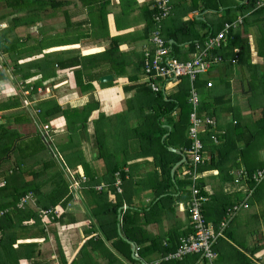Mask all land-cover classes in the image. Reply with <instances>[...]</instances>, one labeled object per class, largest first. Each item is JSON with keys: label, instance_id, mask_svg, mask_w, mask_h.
I'll use <instances>...</instances> for the list:
<instances>
[{"label": "crops", "instance_id": "0c3cea01", "mask_svg": "<svg viewBox=\"0 0 264 264\" xmlns=\"http://www.w3.org/2000/svg\"><path fill=\"white\" fill-rule=\"evenodd\" d=\"M11 1L13 0H0V128L9 127L15 130L19 134L20 140L29 139L39 134L49 146V144L51 145L49 141L51 130L45 138L43 133L48 129L46 127L50 126L51 128V123H55L59 130L58 133L53 132V140L66 139L65 119L56 117L53 120L50 118L45 123L41 122L39 113H36L40 105L47 100L54 99L57 103L59 101L65 102L62 104V108L69 106L80 109L85 107L90 94H93L97 101V108L90 113L85 124L86 127L77 132L81 150L84 151L85 157L90 154L95 158L97 153L95 159L102 161L103 159L98 156V142L100 141L105 153L111 156V166L115 162V164L122 166L123 172L126 173L124 181L121 179L119 171L114 173L113 190H109V184L104 180H101L94 187V190L97 192L108 190V201L106 202L112 204L116 201V196L122 194L126 196V199L122 200V208L118 209L120 212L117 211L116 229L118 235L121 234V216L125 210L130 207L137 213L133 217L135 219L130 222L133 223V226L129 231L133 232L135 241H145V244H142V249L146 247L147 250L142 253V257H139V247L131 242L135 245L134 255L136 259H132L137 262L136 264L171 262L163 260L164 255L160 253V249H162L161 246L166 245L167 237L171 236L174 239L177 235V239L180 241L182 237L191 232L188 214L190 187L186 190H178L173 184V187L168 188L164 194L156 196V193L162 191L166 185L169 186L170 182L166 179L165 174L161 173V169L156 165V161L154 162L151 153L156 154L155 159L161 154L166 163L173 160V157L165 155L161 150L159 152L157 148L150 149L146 140L145 142L144 139L140 140V136H135V133L131 131L136 124L139 125L140 122H143V114H140L139 108L145 109L148 103H151L152 97L144 91H140L137 93L139 106L134 99V109L127 111L126 104V101L136 93L131 88L135 83L140 82L138 75L142 74L143 52L149 46V37L154 26L152 6L155 0H95V4L90 6L82 3L81 0H51V6L47 5L44 8H39L37 4L29 7L26 0H16L14 3ZM203 1L170 0V14L160 24L162 36H164L165 30L166 33L171 29L178 30L185 22H190L193 18L203 22L206 26L197 23L193 28L191 26L190 30L194 29L199 37L208 36L214 32L219 23L223 25L229 20L232 22L238 16H242L241 26L234 31L239 32L241 37H246L249 40L251 62L257 66L254 71L256 72V79L253 80L250 76L253 73L247 67L239 69V71L235 65H231L234 68L228 69V62L213 66L207 74L199 76V79L211 82L212 87L207 89H212L216 96L225 95L230 100L229 106L235 109V114L241 120H256L264 107V101H261V97L264 96V78L261 77V75L264 76V16H258L254 12L264 10V7H258L257 1L259 0H256L253 9L243 11L237 7L243 5L246 0H224L223 6L218 11L205 10L201 12L200 4ZM196 6L199 8L194 9ZM47 7H51V11H48ZM148 12H151V20ZM207 31L209 32L207 33ZM113 39L115 43L112 45L117 43L119 51L116 54V61L121 65V67H117L116 72H124L126 73L125 76L117 77L113 69L110 72L108 66L103 62L105 56H101L105 50L109 49ZM189 49L186 42H180L176 45L173 54L179 60H187L194 55V52H190ZM92 55H97V60L90 65L89 62L82 60V58ZM78 61L80 63L77 66H70L69 64L66 68L59 69L58 67V63ZM40 63L43 64L42 72L38 66ZM80 64H85L84 68ZM77 70L84 73L101 74L99 78L111 75L112 80L100 83L98 78L97 81L92 82L91 91L80 93L76 88L74 79V72ZM36 72L42 76L46 75V79L43 77L41 81L40 74H34ZM27 73L33 75L23 79L22 75ZM130 75H136L138 81L132 82L129 79ZM181 79L164 84V94L172 96L178 93ZM39 85H42V88ZM32 86L37 87L35 99L47 100L31 104L32 101L25 98V92L32 91ZM125 87L129 89L127 92L124 91ZM41 90L42 95L39 94ZM257 91L258 94L256 95ZM198 94L201 99L202 91L200 90ZM252 95L256 97V100L250 101L253 105L252 110H250L248 101L253 97ZM213 101V98H209V102L213 103ZM14 102H18V107L9 108L13 106ZM5 104L7 107L4 106ZM225 107L227 106H220V109L223 110H218L214 119L216 129L211 131V134L215 136L217 142L212 140V145H216L218 137L224 135L227 129L236 124L237 119L234 112L225 109ZM149 112V110H145V113L149 114ZM178 113L179 110L173 112L170 117L176 120ZM100 116L103 117L100 118ZM161 124L168 130L162 138L164 140L170 133L171 126L166 118L161 119ZM119 125L126 126L127 132L123 133L124 129L120 130ZM142 126L140 128L143 131ZM146 128L145 125L144 130ZM204 135L205 132L201 136ZM177 144L168 146V151L175 155L182 153L186 163L176 167L174 171L176 179H174L171 171L181 161V157L178 155L180 160L172 164L170 171L173 183L174 181H181L187 175L189 176L188 169L190 170V159L185 154L186 149ZM210 145V143L206 144L208 148L203 153V163L206 164L211 159ZM238 145L242 146V143ZM258 152L259 161L264 163V149H259ZM44 158H36L37 163L34 169H39L42 166L38 161ZM89 160L90 156L85 159L86 162H90ZM6 166H2L0 172L5 171ZM78 168L81 169V166ZM221 169L197 172L196 180L202 182L203 185L199 191L206 198L203 207L207 206L208 214L204 219L214 229H217L218 225L225 219L226 211L233 205L245 202L248 207L240 209L229 220L223 236L218 239L214 247L215 258L212 262L209 263L195 254L185 256L179 261L184 259L185 264H189L191 260L194 261V264H264V185L257 188L240 178L238 173L241 170L245 171V166L241 163L238 167H234L232 161H227ZM226 170L228 171L226 172ZM97 172V175H103L106 168L103 170L97 165ZM2 181L3 178L0 177V183H4ZM118 182L120 193L116 187ZM83 184H81L79 191H83ZM96 188H100V190ZM166 195L170 196V200L160 201ZM77 198L79 201L77 208L76 205L74 207L72 204L77 202L76 198H73L64 210L65 215H68V222L52 224L51 228H54V232L51 234L48 232L46 239H50L49 235H51V238L55 240L57 249L60 247L63 251L66 264H71L73 261L75 264H84V259H77L81 254L79 251L90 237L97 234L92 225L87 223L89 221H86L88 220L86 215L89 207L83 205L79 195ZM127 202H130L131 206L126 205ZM221 204H227V206L224 215L218 222L215 217L220 215L217 210ZM217 207L219 208L217 209ZM56 213L57 208L55 207L51 210V221ZM71 218L75 221L72 222ZM106 230L112 232L113 228L107 227ZM89 231H92L91 236ZM87 233L88 235H86ZM160 239H162L161 246L158 244ZM44 241V238L20 240L17 244L35 242L40 246L39 242ZM113 241L105 242L106 247L114 252L113 254L117 258V261H112L111 264H133L112 248L111 243ZM84 252L91 257L92 255L99 257L96 263L101 262L100 264H102L104 260L107 262L103 252L98 251L95 254L97 256L92 254L89 248ZM58 256L52 264H60Z\"/></svg>", "mask_w": 264, "mask_h": 264}, {"label": "trees", "instance_id": "16d2710c", "mask_svg": "<svg viewBox=\"0 0 264 264\" xmlns=\"http://www.w3.org/2000/svg\"><path fill=\"white\" fill-rule=\"evenodd\" d=\"M28 2V6L31 5H39V8H44L45 6H51V0H33ZM82 3L93 5L95 4V0H81ZM256 0H246L243 5L237 7L239 10L248 11L253 9ZM11 2H16L13 0ZM204 2V3H203ZM202 4H200L201 12L207 11H218L221 6H223V0H204ZM10 5V3H8ZM199 7H194L197 9ZM228 11V10H227ZM254 14L258 16H264V10H257ZM149 19L151 20V12H148ZM231 20H229L230 22ZM203 22L198 21V19L193 18L190 22H185L181 28L178 30H166L164 31V39L168 42V45L175 51L176 45L180 42H186L188 47L190 48V52H195L194 43L196 41L202 43L205 39L206 35L198 36L193 34L196 33L194 29L190 30L191 26L194 27L195 24ZM223 25L219 23L214 32L211 35L216 34L222 29ZM211 31V30H209ZM207 31V33L209 32ZM180 33V35H179ZM183 33V34H181ZM183 35L184 39H183ZM208 35V34H207ZM182 37V38H181ZM204 38V39H203ZM172 41V42H170ZM115 43L113 39L111 41L110 47L108 50L101 56H105L103 58V62L108 66L110 72L112 69L115 70L116 76L121 77L125 76L124 72H116L117 67H121L120 63L116 61V54L118 51V44ZM249 40L246 37H241L239 32L231 31L230 37L227 39V48L221 51L215 50L212 54H219L222 56L224 61H228V59L232 58L234 55H237L238 61L235 65V68L238 70L247 67L250 71H255L257 69L256 64H252L250 50H249ZM41 48V47H40ZM114 56V57H113ZM96 57L97 55L88 56L87 58H82L89 62V65L93 62L90 58ZM80 62H69V63H58L59 69L66 68L69 66H77ZM227 63V62H226ZM229 63V62H228ZM94 64V63H93ZM83 68L85 64H80ZM228 65V64H227ZM39 68L42 72L43 64L40 63ZM228 69L232 70V66L229 63L227 66ZM231 67V68H230ZM239 70V71H240ZM142 73V68H141ZM256 72H253L250 76L256 79ZM40 74L38 72L34 73ZM31 75L27 73L23 76V79L29 78ZM143 75V73L141 74ZM40 80L42 81L43 77L46 79V75L42 76L40 74ZM52 76V75H51ZM101 74H91L84 73L81 70H77L74 72V79L76 88L80 93H84L92 90V82L98 80ZM144 76V75H143ZM261 77L264 78L263 75ZM129 79L132 82L138 81L136 75L129 76ZM181 84L179 86V91L175 95L166 96L163 91L164 82L156 83L159 87L157 92H153L145 80L143 82H138L133 85L132 90L134 89L136 93L134 96L126 101L127 111L130 109H134V99H137V93L140 91H144L147 95L152 97L151 103H148V106L143 109L139 108L140 114H143L142 119L146 125V129L143 131L139 130L142 124L137 125L131 131L135 133V136H140V140L144 139L147 141V145L150 149L157 148L168 156H172L173 160H169L166 163L164 157L160 154L157 159L156 154L153 152L151 156L154 158V162L156 161V165L161 169V173L165 174L166 179L170 182L169 186H165L162 191L156 193V196H160L164 194L168 188L173 187V184L178 188V190H186L191 187L192 180L190 176H185L181 181H171L170 171L171 166L175 162L179 161V156L173 154L168 151V146H175L180 144V147L184 149H188L190 142L187 138V131L189 127V114L191 111V106L188 103L189 96V82L188 78H182ZM206 80L201 81L199 77L195 81L194 86L198 90H201L202 94L200 99V107H199V116H209L213 119L216 118L217 111L223 110L220 109V106L226 105L225 109L229 111H233L234 114L235 109L231 108L230 100L225 95L216 96L213 94L212 89L206 88ZM41 84V83H40ZM109 84V83H108ZM42 85H39L41 87ZM228 86V85H227ZM33 88L34 91H33ZM42 88V87H41ZM129 89L125 87L124 91L127 92ZM37 91V87L32 86V91H29V94L26 95L25 98L27 100H31V104L37 103L38 101L47 100V99H35V93ZM38 93V92H37ZM42 95V90L39 92ZM253 96V95H252ZM209 98H213V103L209 102ZM18 102H14L12 107H18ZM249 108L252 110L253 105L248 101ZM6 106V104L4 105ZM1 107V106H0ZM7 107V106H6ZM97 108V101L93 94H90L88 98V102L85 104V107L80 109H75L69 106L62 108L58 105V103L54 100H47L43 102L42 105L36 110V113H39V118L41 122H47L50 118L53 120L56 117H63L65 119L66 126V142L65 144H60L62 142H54L51 139V145L49 147L55 149L58 147L59 149L65 147H74L80 146L78 142L77 132L81 128H85L86 121L90 115V113ZM145 110H149V114L145 113ZM179 110L178 117L174 120L170 117L173 112ZM238 113V111H237ZM103 116H100L102 118ZM235 114V118L237 119L236 124L231 126L230 129H227L224 135L218 137V143L212 145V134L210 129L205 132V135L202 137V142L204 145V150L206 148V144L210 143L209 151L211 154V159L206 163H201L197 165L196 172L206 171V170H222L224 164L227 161H232V165L235 167L239 166V163L245 166V172L248 174V177L257 169H261L264 167V163L259 161L258 151L259 149H264V107L261 109L259 113L258 119H249V120H241L240 117ZM99 118V119H100ZM166 118L171 126L170 133L162 139L168 132L166 127H162L161 119ZM141 123V122H140ZM141 135H140V134ZM95 135H96V127H95ZM52 137V136H51ZM54 142V143H53ZM242 143V146L238 144ZM142 144L140 143V146ZM55 146V147H54ZM99 147V158L105 161L107 165V160L111 164V156L107 155L102 147V143L98 142ZM57 148V149H58ZM47 151V147L44 144L41 136L36 134L35 136L20 140L19 134L9 128V127H1L0 128V169L5 167L6 170L0 172V177L3 178L4 183H0V210H6L7 212L0 217V264H24L23 261L29 264H51L44 259H41V252L38 248L37 243H20L17 244L20 240H33L44 238L45 240L48 238V232H54V228H51L52 224L60 223L64 224L68 222V215H65L64 210L67 208V205L73 200L74 194L69 191V183L68 180L64 179L61 171L56 166L54 160L43 159L38 161L41 163L39 169H34L35 164L37 163V157L39 154ZM80 156V155H79ZM234 156V157H233ZM39 158V157H38ZM67 166L71 167L73 171L76 172V167L81 166L84 170V176L87 179L82 186L83 192L86 194L88 198H90L91 202L89 205V210L87 212L86 218L89 221L92 227L96 230L97 234L95 236L90 237L83 247L80 249L79 254L84 252L86 249H90L92 254H97V252H103L105 254V258L107 259V264H111L112 261H115L117 258L115 255L106 247L105 242H111L112 248L120 253V255L127 261L136 264L131 257L130 245L129 242H134L136 246L139 247L140 252L138 253L139 257H142V253H144L147 249H142V244H145V241H135L133 238V232L129 231V229L133 226V223H130L137 213L133 211L132 208H128L121 216V225H120V235L117 233L116 224H117V211L122 208L123 201L126 199L124 194L120 196H116V201L112 204L110 202H106L108 197V190L97 192L94 190V187L98 185L101 180H104L109 184V190H113V182H114V173L119 171L120 177L124 181L126 173L123 172L122 166L117 164H113V166L108 165L106 167V172L103 175H97V173H93L91 168L85 160L83 161L81 158L78 159L73 154V157L64 158ZM33 161V162H32ZM220 165V167H219ZM11 166V168H10ZM66 168V167H65ZM189 171V169H188ZM191 171V169H190ZM228 170H226L227 172ZM77 174L75 173L74 176ZM79 176V175H78ZM173 178L176 179V173H174ZM78 179V178H77ZM2 181V182H3ZM251 186H256L257 188L261 185H264V181L259 184H255L249 178L246 180ZM196 187L200 190L202 188V182L195 181ZM31 193L33 197H35V204L37 208L41 210H52L53 208H57V213L54 214V219L49 221V228H47V223L42 222L39 218V211L36 212L26 205L22 207H18L20 200L25 195ZM201 194V193H200ZM202 195V194H201ZM170 200V196L166 195L164 198H161L160 201ZM47 201L48 203L43 202ZM126 205L131 206L130 202H127ZM227 204H221L217 207V211H219V216L215 217L219 222L222 215H224ZM207 206L203 207V216L206 219V215L208 214ZM122 212V210H121ZM73 220L74 219H70ZM206 221V220H205ZM207 222V221H206ZM112 227L113 231L108 232L106 229ZM91 232L89 231V235L91 236ZM95 232V233H96ZM88 233L86 235H88ZM170 237V238H169ZM166 239V245L163 247L162 239L158 240L159 246L162 247L160 249V253L164 256L176 252L179 240L177 239V235H175L174 239L169 236ZM148 248V247H147ZM138 249V250H139ZM59 254V263L66 264L64 261L63 251L61 248H58ZM97 256V255H95ZM197 258V257H196ZM184 260V259H183ZM171 261L164 262L163 264H185L184 261ZM117 261V260H116ZM71 264H75L73 261ZM189 264H194V261L191 260Z\"/></svg>", "mask_w": 264, "mask_h": 264}, {"label": "built area", "instance_id": "2783aa9c", "mask_svg": "<svg viewBox=\"0 0 264 264\" xmlns=\"http://www.w3.org/2000/svg\"><path fill=\"white\" fill-rule=\"evenodd\" d=\"M257 6L264 7V0L257 1ZM152 10L154 26L149 37V46L145 48L142 58V73L144 75V80L148 82L153 92L159 90L156 83L161 81L166 85L169 82H176L186 77L190 82L188 103L191 106V111L189 114V127L187 131V138L190 145L189 148L185 150V154L190 159L189 167L191 171L189 170L188 174L192 179V185L190 187L191 196L188 203L191 232L180 239L176 252L164 256L163 260L178 261L185 256L195 254L210 263L215 258L214 247L218 239L223 236L229 220H231L240 209L247 208L248 205L245 202H241L229 208L226 211L225 219L218 225L217 229H214L204 219L203 205L206 202V198L200 194L199 189L196 187V168L198 164L203 163L204 145L201 135L208 129H210V132L215 131L216 122L209 116H199L200 97L194 87V82L197 77L207 74L215 65H219L223 62H229L233 66L237 64V55H234L232 58L228 59V61H224L221 55L212 54V52L215 50H225L227 48V39L230 37L231 31L241 26L243 17L238 16L234 21L224 23L219 32L213 35L209 34L202 43L198 41L195 42L194 55L190 59L179 60L174 56L168 42L163 38L160 26L161 22L170 14V0H155ZM211 87L212 83L207 82L206 88ZM25 94L28 95L29 92H25ZM46 136L47 135H45V138ZM211 139L213 142H217L214 135H212ZM49 141L51 142V139H49ZM238 176L244 180L250 178L253 183L259 184L264 181V167L255 170L249 177L244 170H241ZM85 180L83 175L81 177L79 175L78 179L69 180V189L72 191V194L75 195L76 191L80 190L81 184H83ZM118 186L119 182L116 184L117 188ZM96 189L100 190V188ZM118 192L120 193L119 188ZM29 203H35L31 193L21 198L18 207H22ZM6 212V210H0V217ZM40 213L41 215L39 217L42 215L46 216L51 214V210H41Z\"/></svg>", "mask_w": 264, "mask_h": 264}, {"label": "rangeland", "instance_id": "374dc122", "mask_svg": "<svg viewBox=\"0 0 264 264\" xmlns=\"http://www.w3.org/2000/svg\"><path fill=\"white\" fill-rule=\"evenodd\" d=\"M46 1H49V0H46ZM223 2H224V0H223ZM47 9H49L48 11H51V7H47ZM46 9V10H47ZM42 16H44L43 14H42ZM41 16V17H42ZM46 28V27H45ZM51 28V27H50ZM44 31V30H43ZM197 32H199L198 30H197ZM35 33V32H34ZM34 35H36V33L34 34ZM194 35H198L197 33H195V34H193V35H191V36H194ZM45 38H47V37H45ZM49 39V38H48ZM50 43H51V38H50ZM37 49V48H36ZM39 52V51H38ZM90 60H93V61H96L97 60V58L96 57H93V58H90ZM254 71H252V73H253ZM138 77H140V81L141 82H143V80H144V76L143 75H141V74H139L138 75ZM251 83H254L253 81H251ZM159 84H160V82H159ZM237 84H239V83H237ZM236 94H239V93H237L236 92ZM258 94V91L256 92V95ZM255 96H253L251 99H250V101H254V100H256V97L254 98ZM258 99H259V97H257ZM264 101V96H262L261 97V101ZM62 102V103H61ZM135 102H136V104L139 106V100L138 99H135ZM63 103H65V102H63V101H59L58 102V105L60 106V107H63L62 106V104ZM64 107H65V105H64ZM141 123H144V122H141ZM140 123V124H141ZM139 124V123H138ZM104 126H106V124H104ZM109 126H110V124H109ZM137 126V125H136ZM135 126V127H136ZM46 128H48L47 130H46V132H44L43 134L44 135H47L48 133H50V130H51V136L54 134V133H58V130H59V128H57L56 127V124L55 123H51V128H50V126H47ZM45 128V129H46ZM127 128H129V127H127ZM133 128V127H132ZM142 128H144V125L142 126ZM119 129L120 130H122V129H124V131H123V133L124 132H127L126 130V126H121V125H119ZM139 130H141V128H139ZM54 132V133H53ZM51 139L53 140V138L51 137ZM59 140H61L60 142H62V143H60V144H65V142H66V140L67 139H64V138H59V139H54V142H59ZM44 142V141H43ZM53 142V143H54ZM44 144L46 145V147H47V151L46 152H44V153H41V154H39L38 155V157H45L44 159H50L51 160V158H52V160H54L55 161V163H56V166L58 167V169L61 171V173H62V175H63V177H64V179H66V180H68V183H69V180L70 179H76V178H78L79 176L78 175H80V177L84 174V170L82 169V167H81V169L80 168H78V167H76V172L75 171H73L72 169H70L71 167H69V166H67V164H66V162H65V159L64 158H67V157H70V158H72L73 157V154L75 155V157L78 159V157L79 158H81L83 161L85 160V159H88V156H90V162H87L88 163V165H89V168H91V170H92V172L94 173H98L97 172V165L101 168V169H105L108 165H111L110 164V162H108V160H107V165L105 164V161L104 160H96L95 158H97V153H96V155L94 156L95 158H93L90 154L89 155H86V157H85V153H84V151H82L81 150V147L80 146H75L74 147V144H73V147H65V149L64 148H61V149H59L58 147H56L55 149H52L51 150V148L48 146V143L47 142H44ZM55 147V146H54ZM58 148V149H57ZM80 155V156H79ZM187 158H189L188 156H187ZM86 162V161H85ZM66 167V168H65ZM77 174L76 176H74V174ZM69 185V184H68ZM69 191H70V189H69ZM70 193H72V191H70ZM76 194H78L79 195V198H80V200L82 199V202H83V205L85 206V207H89V205H90V202H91V200H90V198H88L87 196H86V194L83 192V191H79V190H77L76 191ZM74 195L75 197L74 198H76L75 200L77 201L78 200V195ZM35 198V197H34ZM74 200V201H75ZM43 202H45V203H48L47 201H44L43 200ZM78 202L79 201H77L76 203H72V204H74L73 206L75 207V205H76V208H77V204H78ZM26 206L28 207V208H30V209H32V210H34V211H36V212H38L39 211V216L41 215V213H40V210L37 208V206H36V204L35 203H33V204H31V203H29V204H26ZM41 218V220L43 221V222H47V221H51V214H48V215H46V216H41L40 217ZM47 228H49V224L47 223V226H46ZM49 234H51V233H49ZM49 237H50V239H48V240H45L44 242H39V245L40 246H38V248H39V250H40V252H41V259H44V260H46L47 262H49V263H53L54 262V260H56L57 259V257L56 256H58V254H56V252H58V249H57V245L55 244V240H53L52 238H51V235H49ZM56 245V246H55ZM112 253H114V252H112ZM86 254H88V253H86V252H82L79 256H78V258L77 259H84V264H100L101 262H98V263H96V260H97V258H99V257H94L93 255H92V257L91 256H89V255H86ZM104 263H102V264H107V262L104 260L103 261ZM29 264V263H28Z\"/></svg>", "mask_w": 264, "mask_h": 264}, {"label": "water", "instance_id": "95a60500", "mask_svg": "<svg viewBox=\"0 0 264 264\" xmlns=\"http://www.w3.org/2000/svg\"><path fill=\"white\" fill-rule=\"evenodd\" d=\"M111 80H112V76H111V75H105V76H102L101 78H99V82H100V83L109 82V81H111ZM177 154L181 157V161L178 162V163L173 167V169H172V171H171V175H172V176H173V173H174L176 167H178L179 165H182L183 163H186V159H185L184 155H183L182 153H177ZM118 212H120V210H119ZM128 243H129V245H130V249H131V256H132L133 259H136V258H135V255H134L135 245H134L133 243H131V242H128ZM141 264H143V263H141Z\"/></svg>", "mask_w": 264, "mask_h": 264}]
</instances>
